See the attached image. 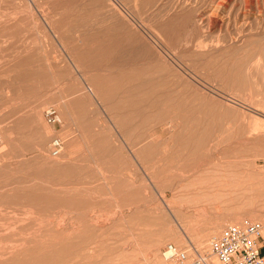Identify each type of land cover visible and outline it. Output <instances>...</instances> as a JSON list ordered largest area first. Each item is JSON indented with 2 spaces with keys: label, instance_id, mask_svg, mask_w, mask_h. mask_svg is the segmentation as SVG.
<instances>
[{
  "label": "rangeland",
  "instance_id": "1",
  "mask_svg": "<svg viewBox=\"0 0 264 264\" xmlns=\"http://www.w3.org/2000/svg\"><path fill=\"white\" fill-rule=\"evenodd\" d=\"M185 9L0 0V264L166 263L178 223L207 250L225 225L264 221V50L250 66L258 36Z\"/></svg>",
  "mask_w": 264,
  "mask_h": 264
},
{
  "label": "bare ground",
  "instance_id": "2",
  "mask_svg": "<svg viewBox=\"0 0 264 264\" xmlns=\"http://www.w3.org/2000/svg\"><path fill=\"white\" fill-rule=\"evenodd\" d=\"M261 2L262 3L260 4L258 0H254V1L253 0H243V1H239V0H178L179 5L186 7V9H185V11L187 12V15L185 16L186 19L190 18V16H191V19L193 21H197V22L201 23L202 25H206L207 27L209 25H213L218 30L224 29L226 31V33L231 36V39L233 37H235V39H236L239 36H241V37H247L248 36L249 38L258 36L259 39H257L256 41H258L261 44V46L256 51V53L254 52L255 55L253 53V56L249 60L250 66L253 63H259V62L262 63L260 56H261V49L264 50V0H262ZM187 6H189V7H187ZM136 8H138V7H136ZM187 21H188V19H187ZM183 22H184V20H183ZM189 23H192V22H189ZM194 24L193 25L190 24L189 27L194 26ZM161 26H159V27H161ZM185 27H188V26L186 25ZM155 30H156L155 31L156 35L159 37V39L162 41V43H164L163 45H165L167 48H170L173 50V48H174L173 46H174V42H175L173 37L169 36L167 34V32L165 33L164 28H163V30L160 28H155ZM136 34L137 35H135V33H134V35L137 36V38L138 37L140 39L142 38L144 43L148 44L149 47H151V49L153 48L150 45V43L139 32H136ZM166 34L169 36V38ZM228 38H229V36H228ZM228 38H226V40ZM235 39L233 41H235ZM226 40H223V41H226ZM226 42H228V41H226ZM197 45H201V44L197 43ZM151 49H146V50L150 51ZM153 50H154V48H153ZM154 51L156 54H158V57L163 58V55L161 53L157 52L156 49ZM259 60H261V61H259ZM88 87L89 86H87L86 88H88ZM91 88H90V91H91ZM155 114H159V118H160L166 114H170V112L162 110V111L156 112ZM257 161H258L257 159H254L253 163L257 164ZM41 164H42V162H41ZM49 164L46 165L48 171L51 169V167L53 168V165L50 164L52 166H49V168H50L49 169L48 168ZM43 166H45V165H43ZM55 167H54V170L59 168L58 166H57V168H55ZM45 170H46V168H45ZM51 170H53V169H51ZM259 173H261V172H259ZM262 176H263L262 179H264V173L262 174ZM199 207H200V205H199ZM194 209L196 210V207ZM248 216L250 218L251 215H248ZM254 216L256 217V215H254ZM257 217H259L258 214H257ZM262 218H264V217H262ZM175 219H176V222H178L177 218H175ZM239 220H238V222H239ZM177 225H178V228H176V230H174V232L171 234V237L173 238L172 240L175 241V243H177V245H179V246L180 245L181 246L184 245V247L190 246L191 242H190V240H188L189 238L187 237L185 232L182 230L183 228H181L179 223ZM213 227H216V225ZM203 236H204V234L194 236V241L197 243L200 242L202 240ZM159 237L155 238L154 242L150 243L151 245H149V246L151 247V249L154 247L157 249L158 244L162 239V238L160 239ZM152 252H154V251H152ZM153 255H155V257H156V253ZM154 258H153V260L156 259V258L155 259ZM213 262L214 263L216 262V260L214 258H213ZM148 263H151V261ZM151 264H171V263H169V262L168 263L167 262L162 263V262L155 260V261H152Z\"/></svg>",
  "mask_w": 264,
  "mask_h": 264
},
{
  "label": "built area",
  "instance_id": "3",
  "mask_svg": "<svg viewBox=\"0 0 264 264\" xmlns=\"http://www.w3.org/2000/svg\"><path fill=\"white\" fill-rule=\"evenodd\" d=\"M44 118L53 126L61 121L53 107L44 111ZM63 147L62 137L54 136L49 142L50 155L58 156ZM160 255L171 264H264V221L244 218L225 225L210 238L207 250L192 245L179 247L169 242L161 248Z\"/></svg>",
  "mask_w": 264,
  "mask_h": 264
}]
</instances>
